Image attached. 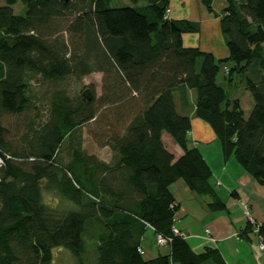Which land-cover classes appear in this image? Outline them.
<instances>
[{
	"label": "trees",
	"instance_id": "obj_1",
	"mask_svg": "<svg viewBox=\"0 0 264 264\" xmlns=\"http://www.w3.org/2000/svg\"><path fill=\"white\" fill-rule=\"evenodd\" d=\"M3 1L0 154L10 158L0 167V264H50L55 248L69 251L76 264H225L217 249L194 252L174 226L178 205L168 187L177 180L208 198L209 210L225 209L207 162L190 144L191 118L177 112L174 92L184 89L181 106L210 127L223 161L233 158L264 188V0H225L219 14L202 0L219 18L223 59L183 47L182 34L199 32V24L169 19L170 0H127L131 5L121 7L113 0ZM17 1L22 16L12 10ZM221 68L230 86L243 78L252 99L247 118L216 82ZM92 73L101 74L98 97L89 85V100L54 89L47 108L35 104L33 83L57 87ZM13 124L24 125L21 139L12 138ZM79 128L107 148L108 163L80 150L73 136ZM163 133L181 156L165 149ZM65 137L75 146L61 166L56 153ZM45 192L68 205L46 203ZM94 220L99 229L87 245L82 234ZM252 228L248 221L241 234ZM147 230L154 243L157 234L170 239L165 247L155 243L164 254L143 258L139 240ZM258 230L264 233V224Z\"/></svg>",
	"mask_w": 264,
	"mask_h": 264
},
{
	"label": "crops",
	"instance_id": "obj_2",
	"mask_svg": "<svg viewBox=\"0 0 264 264\" xmlns=\"http://www.w3.org/2000/svg\"><path fill=\"white\" fill-rule=\"evenodd\" d=\"M189 2L191 0H170L167 17L174 20L184 19L199 23V32H209L211 28L214 37L210 36L211 33H209L200 39L198 35L192 37L188 33H185L181 36L183 47H196L201 51L211 53L217 59L226 58L228 51L219 33V18L212 16L211 20L209 17V21H205L208 22L207 25L205 24L202 28L200 22L192 20L188 16V11L190 10L188 6ZM220 6L222 10L225 6L224 0H220ZM212 8L214 10L213 6ZM179 9L180 11H178ZM214 12L216 11L214 10ZM178 91L174 92L176 110L178 113L188 115L191 118L190 144L198 146L200 149L203 158L212 172V181L217 194L225 203V209L221 211L209 210L207 208V203L210 201L208 198L200 197L190 192L182 180H177L168 187L178 205V210L174 217V226L188 235L186 241L196 253L203 251L204 247H209L218 250L225 264H264V252L258 253L254 247V231L250 232L248 237L241 234L249 221L244 213L245 209H247L248 215L255 223L264 224V188L244 172L236 161L230 159L226 162L223 161L221 151L219 150L220 147L218 149L216 146V139L212 130L204 121L192 116L193 109L181 106L180 95L183 98L185 91L184 89H179ZM187 95L189 102L192 103L194 92L188 91ZM232 100L239 102L245 116V110L242 108L239 98L235 97ZM251 107L252 103L248 105V112H250ZM161 141L165 149L175 158L182 155L181 149L172 142L166 133L161 135ZM210 144L214 146L213 152L210 151ZM108 156L106 160L101 161L108 163L110 160L109 151ZM46 194L48 193H44L43 199L47 197ZM44 201L46 200L44 199ZM56 202L57 198L53 194L46 201V203H51V205H55ZM148 232L154 243L153 234L151 231ZM144 234L139 240L141 254L145 250L144 242L146 238Z\"/></svg>",
	"mask_w": 264,
	"mask_h": 264
},
{
	"label": "rangeland",
	"instance_id": "obj_3",
	"mask_svg": "<svg viewBox=\"0 0 264 264\" xmlns=\"http://www.w3.org/2000/svg\"><path fill=\"white\" fill-rule=\"evenodd\" d=\"M224 2H225V0H224ZM212 3H213L212 6L214 7V10L219 14L221 12L220 0H212ZM144 4L145 3L140 2L138 5L141 6ZM0 5H4L3 0H0ZM112 5L115 7H121V6H130L131 3L127 0H113ZM188 6L190 8V10L188 11V16H190V18H192V20H196V21L200 22L202 24V28L205 26V24L207 25V23H208L205 21H209L210 18L212 20V16H214L212 13H209L206 11L204 5L202 4V0H199V1L198 0H195V1L191 0V2L188 3ZM12 10H13L14 14L21 15V16L24 15V12H25V8L21 4L20 1H17L12 6ZM178 11H180V9ZM210 24L212 25V23H210ZM207 28H209V27H207ZM207 28H205V29H207ZM219 31H220V26H219ZM212 32L213 31L210 28L209 32L208 31H201V32H197V33H188V35H191L192 37H194L195 35H198L199 38L202 39L204 35H208L209 33H211L210 36L214 37V33H212ZM219 33L221 35V31ZM221 37H222V35H221ZM222 40H223V37H222ZM222 42L225 45L224 40ZM225 47H226V45H225ZM225 68H221V70L219 71V73L216 77V82L224 88L226 95H227L229 100H232L235 97L239 98L241 105H242V108L245 110V118H247V116L249 115L247 108H248V105H250V103H252L251 96L246 91V89L244 87L243 78L241 76L234 77L233 85L230 86L227 84V81H225V79H224V76L226 74ZM262 73L264 74V68L262 70ZM100 78H101V74H99V73H92V74L86 75L83 77L81 82H77L72 78H67L66 80H64V82L62 84H60L57 87H53V85H50V84L33 83V86H32L33 91L32 92L34 95L35 104L37 106L47 108L48 103H49L50 94L52 93V91L54 89H62L65 91V93L69 97L72 98V97H76V96H81L82 92L85 89L90 90L88 87L89 85L93 87V89L95 91V95H96V97H98L100 94V89H101ZM87 93H90V92L87 91L85 93L86 96H87ZM6 121H8V120H6ZM6 121H5V125L9 122V121L8 122H6ZM13 126L14 127H9V131H10L12 138L13 139H15V138L21 139V137L23 136V134L25 133V130H26L24 125H17L16 126V124H13ZM73 136L79 137V139H80V150L85 151L86 153H88L90 155H95L100 160H106L109 157L107 149L98 148L94 144V142L91 140L89 135H87L86 128H79V132L75 133ZM68 140H69V138H66V137L63 139L64 142L60 145V148H58L57 153H56V160H57L58 164H60L61 166H65L66 163L69 161L70 149L73 146H75L74 143H72V142L69 143ZM215 143L219 149L218 141L216 140ZM213 147L214 146L212 144L209 145L210 151H212V152L214 150ZM230 160H234V159L231 158ZM46 196L47 197H45L44 199L47 201V199H49L52 195L46 194ZM57 200L59 201L58 204H60L63 207L65 205H68L60 197L57 198ZM98 229H99L98 220L92 221V226H89L88 223L85 225L82 237L86 241L87 245H90L89 242L91 241L89 239L90 238L89 236L91 234H93L91 236H94L95 232H97ZM144 237L146 238V240L144 242L145 250H144V253L142 254L143 258L151 259V258H154L155 256L158 255L157 252H160L161 254H164L166 252L165 248L157 249V247L154 245L153 241L151 240L150 233L148 232V230H147V232H145ZM89 249L91 250V246H89ZM90 250L87 253V256L92 257V252ZM51 253H52V259H51L50 264H76L75 259L70 254V252L63 249V248L52 249ZM84 263L89 264L88 262L86 263V261H84Z\"/></svg>",
	"mask_w": 264,
	"mask_h": 264
},
{
	"label": "built area",
	"instance_id": "obj_4",
	"mask_svg": "<svg viewBox=\"0 0 264 264\" xmlns=\"http://www.w3.org/2000/svg\"><path fill=\"white\" fill-rule=\"evenodd\" d=\"M166 15H168V9L166 11ZM10 157L4 153L0 154V167L3 166L4 164V161L9 159ZM244 213L245 215L247 216L250 224L252 225L253 229H254V233H255V242H254V247H255V250L258 252V253H262L264 252V233H258L259 230V223H255L254 220H252V218H250V216L248 215L247 213V209L244 210ZM172 232L174 235H180V233L176 230V229H172ZM206 232H208L206 230ZM155 243H156V246L157 247H165L166 245H168L170 243V239L162 236V235H159L157 234L156 237H155Z\"/></svg>",
	"mask_w": 264,
	"mask_h": 264
},
{
	"label": "water",
	"instance_id": "obj_5",
	"mask_svg": "<svg viewBox=\"0 0 264 264\" xmlns=\"http://www.w3.org/2000/svg\"><path fill=\"white\" fill-rule=\"evenodd\" d=\"M60 1H63L64 3H67L69 0H60ZM88 91L87 89H85L83 92H82V96H83V98H85L86 100H89V97H88V94L89 93H87V96L85 95V93Z\"/></svg>",
	"mask_w": 264,
	"mask_h": 264
}]
</instances>
